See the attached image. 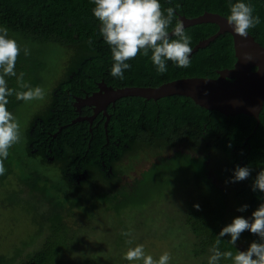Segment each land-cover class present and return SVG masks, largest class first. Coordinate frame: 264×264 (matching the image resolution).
Listing matches in <instances>:
<instances>
[{
	"label": "trees",
	"instance_id": "obj_1",
	"mask_svg": "<svg viewBox=\"0 0 264 264\" xmlns=\"http://www.w3.org/2000/svg\"><path fill=\"white\" fill-rule=\"evenodd\" d=\"M236 2L239 0H160L162 9L165 10L180 5L175 9L177 19V13L193 18L205 11L227 17L230 14L229 4ZM243 2L253 5L254 15L260 17L261 22L249 32L264 46V0ZM94 7L92 0H0V26L7 27L9 37L16 39L21 47L16 62L17 76L22 72L24 83L32 88L40 87L42 72L48 68L47 62L43 59L46 48L63 47L72 48L74 54L65 73L56 83L58 89L55 91L58 92L65 82L66 85H75L69 82L70 74L74 70L81 80H85L88 74L94 71L107 80L112 77L115 82L110 74L114 64L111 47L100 34V22L94 16ZM175 23L176 20H173L169 31L174 28ZM184 29L192 38L190 46L193 48L200 40L215 34L219 27L208 22ZM90 40L92 43H89ZM25 47L30 50V55H24ZM151 55L150 50L147 56L138 54L136 58L127 61L131 67L125 70V78L121 80L123 83H116V86L156 87L179 78H215L219 70L231 68L236 62L233 37L229 32L221 34L208 46L192 54L191 66L188 68H181L172 61H167V72L158 74ZM6 79L10 88L16 91L27 90L19 86L17 77ZM83 85L88 86L90 83ZM127 100L129 102L126 106L131 107L133 113L142 111L143 105L147 103L154 110L153 112L148 109V117H151L153 122L156 112L158 113L155 107L158 106L161 110L160 114L166 126L159 124L160 131L150 134L145 140L147 146L154 140L163 139L181 130L178 134L182 137L178 136L176 143L185 140L198 149L203 147L202 142H206V147L211 148V155L193 157L189 154L176 153L170 158H161L128 186L114 183L112 178L100 174L98 168L101 161L97 160L100 156H96L92 163H82L85 177L80 184L69 183L62 176V182L58 183L46 174L32 171L18 175L10 148L9 155L4 160L6 172L2 176L13 174L20 183L19 194L25 197L26 191L29 198L36 202L40 201L47 209L43 211L45 232L30 250L12 264H125L121 256L128 248L140 244L145 239L144 236L138 235L139 229L146 226L149 229L146 231L150 232L152 227L162 222L158 220L159 218L152 221L143 218L144 211L141 209L146 205H160L169 194L173 195V186L180 179L195 186L184 197L181 214L177 213L175 216V220L180 219L183 232L191 239L188 247L187 259L190 260L188 264L193 262L208 264L210 249L214 246L217 236L225 226L232 223L228 217V193L214 184L204 169L205 160L213 155L219 160L218 167H227L225 173L228 175L234 176L237 166L251 169L247 179L236 181L239 187L238 196L244 205L248 206L245 211L251 219L252 213L264 203V192L259 189L253 190L258 173L264 170V105L260 112V123L255 130L257 121L252 116L225 115L217 110H208L196 104L192 98L183 95L166 96L159 100L127 96L122 101ZM22 102L13 95L9 97L7 107L13 113ZM63 119V123L70 121L67 116ZM208 121H211V130L206 132L204 124ZM84 131L87 136L86 139H82L84 141L72 140L65 143V165L69 166L85 157L86 149L90 144H94L96 137L91 138L89 127L86 126ZM103 132L105 131H102L103 137L98 141L104 145L106 139ZM26 149L29 156H39L27 145ZM98 149L101 152L103 148L101 146ZM177 157L181 160L177 161ZM40 159L49 165L46 156ZM197 204L198 209L195 207ZM133 210H139L140 213L135 215L129 213ZM167 215L166 213L165 217ZM169 219L170 217H167L166 221ZM170 226L168 221L167 227ZM125 232L130 235H123ZM91 235L102 239L106 245L98 247L99 243H96V240L94 246H88L87 240ZM221 239L219 248L222 252L232 251L235 254L242 251L236 244L233 246L228 242L231 239L230 235ZM253 239L261 242L258 235L254 234ZM128 240L132 243H127ZM220 264H231V261L221 259Z\"/></svg>",
	"mask_w": 264,
	"mask_h": 264
},
{
	"label": "clouds",
	"instance_id": "obj_2",
	"mask_svg": "<svg viewBox=\"0 0 264 264\" xmlns=\"http://www.w3.org/2000/svg\"><path fill=\"white\" fill-rule=\"evenodd\" d=\"M94 16L100 22V34L104 41L111 47L114 64L111 75L124 79V72L130 69L127 61L134 59L138 54L147 56L151 50V60L158 74L167 72V61H172L176 66L188 68L191 66L190 54L192 53L191 36L186 34L183 21L176 18L175 8L162 9L160 0H92ZM230 14L226 17L227 26L241 37L247 38L250 29L255 28L261 21L259 15H254L255 8L250 3L239 0L230 3ZM176 20L172 28L170 26ZM9 30L0 26V176L4 175L6 168L4 160L9 155V149L21 141V125L14 114L9 111V97L15 95L17 100L30 102L43 101L46 92L41 87H30L23 82L24 73L17 76L16 62L21 52V47L16 39L9 37ZM172 37H176L173 39ZM89 43H92L90 40ZM24 55H30L28 48L23 49ZM247 59L251 56L246 54ZM7 77H17V83L26 91H16L8 86ZM251 174L249 167L237 166L234 170L233 182L247 179ZM264 192V170L258 173L253 185V190ZM198 209L199 205H195ZM244 205L239 210L244 211ZM250 230L258 235L261 242L253 241L246 251H221L219 245L221 238L230 235L228 241L235 245L241 233ZM128 236L130 233H123ZM131 244L132 241L128 240ZM211 255L208 264H220L221 259L230 260L231 264H264V203L252 213V219L243 216L234 218L232 223L225 226L217 236L214 246L210 249ZM123 258L141 264H170L171 254L163 253L158 259L145 252L143 244L128 248Z\"/></svg>",
	"mask_w": 264,
	"mask_h": 264
},
{
	"label": "rangeland",
	"instance_id": "obj_3",
	"mask_svg": "<svg viewBox=\"0 0 264 264\" xmlns=\"http://www.w3.org/2000/svg\"><path fill=\"white\" fill-rule=\"evenodd\" d=\"M45 52L46 55H43V59L47 62L48 68L42 72V83L40 87L45 90L47 97L51 89L65 73V69L69 66L74 51L72 48L64 49L63 47H51L48 49L46 48ZM40 101L41 100H33L27 103L23 101L13 112L21 125L22 138L18 144L11 147L10 154L18 170V175H25L30 171L38 172L46 174L54 179L55 182L60 183L62 182L60 171L48 164H44L40 157L29 156L26 149V132L30 125V120L36 111L35 107ZM47 101L46 98L45 102ZM155 150L154 148H148L147 150L143 149L130 152L119 165H132L133 167L128 173L131 176H137L149 169L154 162L159 161L161 158L170 157L173 154L172 148L161 152ZM183 150L184 153L191 151L188 145L184 147ZM192 152L195 153L194 157H199L200 154H202L200 148L194 149ZM176 159L177 161L181 160L179 157ZM218 161L215 155L211 157V161L208 164L209 171L213 169L212 171L215 173L214 170H218ZM223 179L224 178L221 180L218 179L216 182L220 184V186H223L222 188L228 193L229 219L233 221L234 218L243 216L251 220V216L245 210H239L244 206V203L238 196L239 187L237 183L233 182V179H229L228 177L225 180ZM194 187L193 183L188 184L186 181H183V179L177 180L173 186V195L169 194L167 199L162 200L160 205H146L141 209L144 211L143 218L145 217L151 221L154 218V220L159 218L158 220L162 221L158 226L155 225L152 227L150 232L146 231L149 230L146 226H142L138 233V235L145 237L143 242L140 243L144 245L145 252L151 254L155 259H158L163 253L168 252L171 254L170 263L188 264V262H190L187 256L189 255L188 247L190 246L191 239L187 236V233L183 232V225H180V219L175 220V216L177 213L179 215L181 214L184 197H186ZM19 190V180L13 174H7L6 177L0 176V264L14 263L19 257L30 250L45 232V216L43 211L47 209L44 208V205H42L39 200L36 199L39 201L36 202L29 198L26 191L24 192L25 197H22V194H19ZM129 213L135 215L140 212L139 210H133ZM166 213L168 215L165 217ZM167 217H170L168 220L171 225L170 227H167ZM162 219H164V221ZM244 232L247 234L241 233L236 242V245L241 248L242 251H246L251 243L256 241L253 239V235H250L252 234L250 230H245ZM153 236H157L158 238ZM87 241L88 246H94L95 242L99 243L97 245L98 247L106 245L102 239H97L95 235H91ZM123 256L124 254L121 256L123 263L130 264ZM132 264H141V262L134 261ZM193 264H195V262H193Z\"/></svg>",
	"mask_w": 264,
	"mask_h": 264
},
{
	"label": "flooded vegetation",
	"instance_id": "obj_4",
	"mask_svg": "<svg viewBox=\"0 0 264 264\" xmlns=\"http://www.w3.org/2000/svg\"><path fill=\"white\" fill-rule=\"evenodd\" d=\"M100 76L92 71L85 80H81L77 71L74 70L70 74L69 82L75 85H66L65 82L57 92L55 89L58 88H56L57 85L55 84L56 86L51 89L43 102L40 101L35 107L36 111L30 120V128L28 127L29 130L27 129L28 131L26 132V145L31 148L34 154H38V157L46 156L49 165L58 168L67 182L80 184V181L85 177L82 172V163H92L96 156H100L97 157V160L101 161V166L98 168L101 175L112 178L114 183H123L128 186L132 184L135 178L140 177V174L137 176L129 175L128 172L131 171L132 165H119L130 152L147 150L148 148H154L156 149L155 151L161 152L172 148L173 154L170 157L176 153L195 156V153L192 152L195 148L188 142L185 140L175 142V140L179 139L178 136L182 137L178 134L181 130L173 132L172 135L163 139L154 140L150 146H147L148 144L145 140L150 134L160 131L159 124L166 126V122L161 117L159 107H155L158 113L156 112L155 122H153L151 117H148V109L153 112L154 110L147 103L143 105L142 111L133 113L132 108L126 106L129 100L122 101L126 97L105 102L102 97L110 91V88H122L116 85L119 82L123 83V81L113 77L114 82L112 77L107 80L104 76ZM84 83H90L89 87L83 85ZM99 94L101 95L97 96L94 104L90 105L87 103L89 98ZM46 98L47 102H45ZM64 116H67L70 121L63 123ZM210 125L211 121L204 124L206 132L211 130ZM86 126L89 127L91 138L96 137L94 144H90L88 149H86L85 157L88 158L82 157L76 163H72L69 166L65 165V143L72 140L84 141L82 139L87 137L84 131ZM102 131H105L103 132L106 139L104 145L98 141L103 137ZM187 145L191 151L184 153L183 148L187 147ZM201 145L203 147L200 148V152H202L200 156L211 155V148L206 147L207 143L202 142ZM101 146L103 149L99 152L98 148ZM53 149L55 150L53 151ZM47 151L48 153H46ZM97 160L96 162H98ZM210 161L211 156L205 160L204 169H206L211 181L222 188L223 186H220L216 181L222 178L225 180L227 177L233 179V176L232 174L228 175L227 172L225 173L227 167H219L217 171L214 170L215 173L212 171L213 169L209 171L208 164Z\"/></svg>",
	"mask_w": 264,
	"mask_h": 264
},
{
	"label": "water",
	"instance_id": "obj_5",
	"mask_svg": "<svg viewBox=\"0 0 264 264\" xmlns=\"http://www.w3.org/2000/svg\"><path fill=\"white\" fill-rule=\"evenodd\" d=\"M178 14L183 21L184 28L200 23H215L218 31L200 40L193 48L192 54L205 48L218 36L229 32L233 37L236 62L231 68L218 71V76L212 77H186L162 83L159 86H126L110 88L103 96L105 102L115 101L127 96H141L146 99H160L171 95L190 97L194 102L208 110H217L225 115L247 114L260 123V112L264 105V46L249 32L247 38L241 37L227 26L226 16L205 11L203 14L189 18ZM172 31V30H171ZM170 32V36L172 35ZM246 54L251 59L246 58ZM87 100L94 104L97 96ZM248 141V138L246 142Z\"/></svg>",
	"mask_w": 264,
	"mask_h": 264
}]
</instances>
